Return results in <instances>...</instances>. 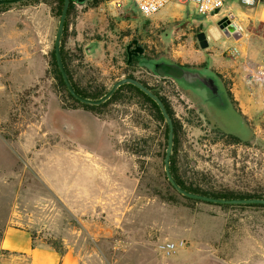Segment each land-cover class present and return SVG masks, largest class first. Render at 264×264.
<instances>
[{
    "label": "rangeland",
    "instance_id": "obj_1",
    "mask_svg": "<svg viewBox=\"0 0 264 264\" xmlns=\"http://www.w3.org/2000/svg\"><path fill=\"white\" fill-rule=\"evenodd\" d=\"M54 7L48 0L0 6V231L8 222L26 225L45 243L72 248L82 264H264V206H223L167 191L164 122L147 103L124 95L93 111L63 94L51 56ZM222 16H233L239 37L219 28ZM132 37L145 48L134 74L164 97L175 120L178 177L215 191L264 194V86L237 106L252 137L228 143L195 111L202 95L196 82L158 76L149 59L206 64L196 70L217 87L203 94L222 95L213 102L222 128L243 133L210 56L233 63V74L264 61V0L251 7L230 0L213 17L172 0L148 20L132 0L74 1L62 46L75 76L108 90L125 77ZM235 39L236 47L228 46Z\"/></svg>",
    "mask_w": 264,
    "mask_h": 264
},
{
    "label": "trees",
    "instance_id": "obj_2",
    "mask_svg": "<svg viewBox=\"0 0 264 264\" xmlns=\"http://www.w3.org/2000/svg\"><path fill=\"white\" fill-rule=\"evenodd\" d=\"M74 1L82 2L84 0H69L65 24H64V28H63V33H62L61 39H60L61 60H62L63 66L65 68V71L67 73V76L69 78V81L71 82L75 91L78 94H80L81 96L91 98V99H97V98L101 97L102 95H104L108 90L103 88V86L97 85L95 82L88 81L86 84H84V82L79 78V76H75V74L72 72L73 71L71 68L72 65H70L71 64L70 63L71 62L70 56H68V54L66 52H64V49L62 46V38H63V35L65 33L67 18L70 14L71 7H72V4ZM48 2H50L51 4H54V6H55L54 8L57 9L59 16H60L62 5H63V0H48ZM4 5L5 4H0V6H4ZM144 19L148 20L146 18H144ZM51 56H52V65H53L54 75H55V77L59 83L60 89L63 92V94L73 102V105L75 107H83L85 109L95 111V110L100 109L101 107L105 106L108 103H111L113 101L118 100L120 97H122L124 95L128 96L130 98L140 99L141 101L147 103L155 111L158 120L164 122V139H165L164 144H166V146H167V138H168V131H169L168 125L165 122V119H164L158 105L156 104V102L152 98H150L147 94H145L142 90H140L138 87H136L135 85H133L131 83H123L120 86H118L114 90V92L106 100H104L103 102H101L99 104L93 105V104L81 103L79 100H77L75 97H73L70 94V92L68 91V89H67V87L63 81V78L61 76V73L57 67L54 51L51 53ZM141 58H143V54L138 55L136 57H133L131 63H129V64L126 63L127 69L125 71V76L133 77V78L141 81L144 85H146L149 89H151V91H153V93L158 95L160 97V99L163 101V103L167 109V112L169 113V115L172 119V123H173V142H172V146H173V143L175 140V135H176V124H175V120L173 118V115L171 113L170 106L167 104L164 97L162 95H160L159 92L154 88V86L148 85L146 82H144L142 79H140L139 76L134 74L135 66L138 65V63L141 61ZM155 61H157V62H160V61L174 62V61L166 59V58H155L154 62ZM126 62H127V60H126ZM183 66H186V65H183ZM186 67H189V66H186ZM205 67H206V64H203L200 66H195V67H190V68L198 69V68H205ZM150 70L153 73H155L152 66H150ZM210 71L215 75V77L221 83V87L224 90L225 95L227 97V102L232 107V111L235 112L236 115L240 118V122L245 125V130H246L241 134L226 132L222 128V126H224V123L222 121H218V123H216V126L210 127V132L213 133L214 135L219 136L220 138H225L228 143H239L242 141H249L250 138L252 137L250 127H249L244 115L238 109L237 104L234 101V99L231 95V92L228 89L227 83L222 81V77L219 73H217L213 69H210ZM181 89L188 95L187 90L183 89V85L181 86ZM201 93L204 96L203 92H201ZM218 94H220V93H218ZM202 95L198 94L197 96L199 98H201ZM221 98H222V95H221ZM192 99H195V98H192ZM195 101L196 100H194L193 103H195ZM194 109H195V107H194ZM195 111H196V109H195ZM169 169H170V172H171L174 180L177 182V184L187 191H191V192L199 193V194H204V195H209V196H213V197H218V198H249V197H263L264 198V194L259 193V192L258 193L254 192V194H240V193H235L229 189H221L220 191H215L211 188L204 187L205 183L202 184V181L198 182L194 179H190V181L186 182V181L182 180L180 177H178L176 170H174V168L172 166L171 154L169 157ZM164 182L166 183L167 191L169 189L173 188L171 186V184L166 180V175H164ZM184 197L189 199V200H193L190 197H187V196H184ZM220 205H223V204H220ZM250 205L264 206V204H250ZM223 206H227V204H224ZM53 247H55V246H53ZM56 248H58V247H56Z\"/></svg>",
    "mask_w": 264,
    "mask_h": 264
},
{
    "label": "water",
    "instance_id": "obj_3",
    "mask_svg": "<svg viewBox=\"0 0 264 264\" xmlns=\"http://www.w3.org/2000/svg\"><path fill=\"white\" fill-rule=\"evenodd\" d=\"M23 0H0V4H12L16 2H20ZM69 5V0H63V5L61 9V13L59 16V20L57 23V29L54 36V54L55 59L57 63V67L61 73V76L63 78V81L70 92V94L75 97L77 100H79L81 103L86 104H99L106 100L113 92L114 90L120 86L123 83H131L138 87L140 90H142L145 94H147L150 98H152L156 104L158 105L164 119L166 120V123L168 125V138H167V146L164 156V171L167 180L170 182V184L175 188L180 194L193 198L198 199L201 201L206 202H212V203H220V204H264V198L263 197H249V198H218L213 197L209 195L194 193L191 191H187L180 187L177 182L174 180L170 169H169V157L171 154V148H172V142H173V123L172 119L167 112V109L163 103V101L160 99L158 95L153 93L151 89H149L146 85H144L141 81L125 76L121 77L117 80H115L111 87L108 89V91L102 95L101 97L97 99H91L84 96H81L78 94L75 89L73 88L71 82L69 81V78L67 76V73L65 71V68L63 66L62 60H61V53H60V39L63 32L67 9ZM216 24L219 26V28L226 33L227 35L231 34L233 37L237 38L240 36V31L237 26V24L233 21H231L230 18L223 16L219 20H217ZM197 41L200 45V47L207 46V38L204 33V31H199L196 33ZM139 52L142 51L141 46L139 47ZM154 71L158 76L165 77L168 76L174 80H183L188 83H194L197 84V90L203 91L204 88L211 89L214 91L217 86H215L214 82L210 78L204 77L202 74H200L196 69L183 66L182 64H179L177 62H166V61H160L154 64Z\"/></svg>",
    "mask_w": 264,
    "mask_h": 264
},
{
    "label": "crops",
    "instance_id": "obj_4",
    "mask_svg": "<svg viewBox=\"0 0 264 264\" xmlns=\"http://www.w3.org/2000/svg\"><path fill=\"white\" fill-rule=\"evenodd\" d=\"M236 47V39L233 45ZM226 44V45H227ZM211 69L219 73L237 106L243 102L241 97H251L256 94L255 88L261 89L263 83L255 80L247 82L244 77L245 65H241L239 73L227 72L233 66L231 62H219L217 55H211ZM259 64V63H258ZM252 65H257L254 63ZM168 77V76H165ZM239 103V104H238ZM0 264H82L81 256L70 247H53L43 242L33 230L23 224L8 222L0 231Z\"/></svg>",
    "mask_w": 264,
    "mask_h": 264
},
{
    "label": "built area",
    "instance_id": "obj_5",
    "mask_svg": "<svg viewBox=\"0 0 264 264\" xmlns=\"http://www.w3.org/2000/svg\"><path fill=\"white\" fill-rule=\"evenodd\" d=\"M172 0H132L138 8L142 18L149 19L151 16L161 10L166 4ZM192 3L195 12L203 16H211L218 11L223 5L230 0H187ZM241 4L247 7L255 5L259 0H238ZM229 17V16H228ZM231 18L233 16H230ZM230 18V19H231ZM238 50L236 48L230 51L231 55H236ZM244 77L247 82L253 83L255 80H260L264 86V61L251 65L246 64Z\"/></svg>",
    "mask_w": 264,
    "mask_h": 264
},
{
    "label": "flooded vegetation",
    "instance_id": "obj_6",
    "mask_svg": "<svg viewBox=\"0 0 264 264\" xmlns=\"http://www.w3.org/2000/svg\"><path fill=\"white\" fill-rule=\"evenodd\" d=\"M217 13H218V11H216L213 15H211V17H213ZM220 18L221 17H217L215 21L217 22V20H219ZM200 21H201V19H199L197 22H200ZM140 46L142 48V51L139 52L138 50H139ZM124 50H125V54H126V60H127L126 63L127 64L131 63L133 57H136L138 55L145 53V48L139 43V40L137 39V37L130 38V40L125 44ZM149 59H151L153 61L155 60V58H152V57L151 58L149 57ZM155 62L157 63V61H155ZM155 62L152 63L153 69H154ZM196 98H198L199 101H195L194 107H195L197 113L199 114V116L201 117V119L204 121V123H206L209 127H212V126H216V123H218V121H222L220 119V117H218L215 114L216 113V107L213 104L214 101L221 99V97L219 95L217 96V94H211L209 96L204 95L201 98H199L197 96Z\"/></svg>",
    "mask_w": 264,
    "mask_h": 264
},
{
    "label": "bare ground",
    "instance_id": "obj_7",
    "mask_svg": "<svg viewBox=\"0 0 264 264\" xmlns=\"http://www.w3.org/2000/svg\"><path fill=\"white\" fill-rule=\"evenodd\" d=\"M237 26H238V28H239V27L241 28V26H240L239 24H238Z\"/></svg>",
    "mask_w": 264,
    "mask_h": 264
}]
</instances>
